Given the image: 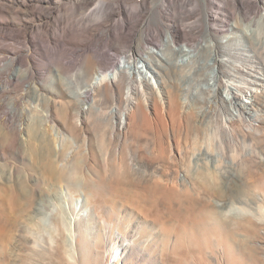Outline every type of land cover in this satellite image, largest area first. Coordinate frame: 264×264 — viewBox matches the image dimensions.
Masks as SVG:
<instances>
[{
    "label": "rangeland",
    "instance_id": "1",
    "mask_svg": "<svg viewBox=\"0 0 264 264\" xmlns=\"http://www.w3.org/2000/svg\"><path fill=\"white\" fill-rule=\"evenodd\" d=\"M36 1L0 0V264H264V89L254 95L258 113L240 114L221 89L219 62L230 56L264 74V0L238 8L227 0L242 26L220 32L210 0L181 22L161 0L142 13L143 0H100L137 15L114 52L86 51L82 28L56 26L54 45L27 33L44 21ZM122 58L139 63L132 82L152 67L148 84L160 92L145 102L119 71ZM99 70L117 80L92 90ZM123 161L142 179L128 181ZM124 234L131 250L113 258L112 241Z\"/></svg>",
    "mask_w": 264,
    "mask_h": 264
},
{
    "label": "bare ground",
    "instance_id": "2",
    "mask_svg": "<svg viewBox=\"0 0 264 264\" xmlns=\"http://www.w3.org/2000/svg\"><path fill=\"white\" fill-rule=\"evenodd\" d=\"M239 1L240 0H229L228 2L229 3L231 2L233 4L234 8H238L239 7ZM146 2H149V1L143 0L141 3L137 4V7L139 8L138 9L139 13L143 12V8H145V6L147 4ZM253 2H255V1H253ZM117 3L110 5L109 3H101L100 0H41V1H36V2H30L29 3L30 6H37L38 8L39 7L41 8V11H40L41 13L39 12V15L41 17V21L42 20H44V21H42V23H40V25L36 26V27H34L30 24H27L24 27L26 29V32L29 34L30 33H32V34L37 33L38 34L39 32H44L45 33V41L48 44H53V42H54V37L56 36V35L54 36V29L56 26H57V28L62 29L64 34H66L67 31H69L70 29L75 30L78 28L80 30L82 28L84 30H87V33H88V38L86 39L85 45L83 46L86 51H90V52L94 51L95 49H99L101 45H104L105 50L113 51L112 49L115 47L116 43L118 41H120V39L126 38V36H128L127 34L131 30V28H132L131 26L133 24V20H132L133 14L136 15V13H133V8L129 9L125 5L117 4ZM161 4H162L161 6H163L164 11L169 15H173L174 16L173 18L176 21H180L178 19L186 21V20L193 18L195 16V11H196V6L198 4V0H161ZM210 4L213 8H215L217 10L212 16H210L213 21H216V23H215L216 25H214V27L212 28L213 30H215L216 32L227 31V30L228 31H234L235 29H238L242 26V23L238 24L237 22L232 23L230 21V16H232L233 14L226 9L227 8V0H210ZM252 4H254V3H252ZM65 6L66 7L71 6L73 8V11L71 12V14L73 16L70 17L68 15H61ZM249 6H250V4H249ZM250 8L251 7H249V9ZM68 9L71 10V8H68ZM68 9H67V11H68ZM146 9H148V8H146ZM242 10H243L242 13H244V18H247L249 15H251V13L253 11L252 9H251V11L248 10V8L245 6V4L244 5L242 4ZM28 11H30V10H28ZM26 13H28V12H26ZM145 13H147V12H145ZM254 13L257 15L259 14L256 11ZM57 14L60 15V18H57L58 21L57 20L54 21L57 23H54L52 21V19H54V16ZM115 15L118 16L117 17L118 20L114 19ZM261 15H262V17L260 19H263L264 18V12ZM137 21H138V19H137ZM180 27H181V25H180ZM132 29H134V28H132ZM132 32H134V30ZM58 35H59V33H58ZM69 35H72V34H69ZM74 35H75V33H74ZM74 35H72V36H74ZM65 36H64V38H65ZM32 37H33V35H32ZM64 38H60V40H58V41L64 42ZM67 38H69V37H67ZM33 40H35V39H33ZM82 40H84V39H82ZM172 40H173V38H172ZM59 42H57V43H59ZM27 43H28V41H27ZM40 43H42V42H40ZM127 43H128V41H127ZM59 45H60V43H59ZM62 45H63V43H62ZM117 46H118V44H117ZM131 47H132V45H131ZM95 53L97 54V51ZM91 58H92V56H91ZM99 58H101V57L99 56ZM146 59L149 60L148 57H145V60ZM94 60H97V58L95 59V57H94ZM116 60L117 59H115V61H114V57H113L112 61L111 62L109 61V64H108L109 68L116 66ZM123 60H124L123 58H122V60H120V65L118 67L119 71L122 74L125 73L127 75V79L129 80L130 83H132V85L134 84L137 87L138 92L141 94L142 99L145 102L148 101L146 99L149 98L148 95L150 96L152 92H154V91L157 93L160 92L159 84L156 85V84H153L150 82L148 84V80H149L147 78L148 74L152 75V73H155V70L152 67L150 68V66L146 65L147 68L149 67V69H151L152 73L150 71L145 73L143 70V74H139L140 75L139 78L137 80H135V82H132L131 70H132V68L133 69L135 68V70H137V72H138V68H140V67H138L139 63L134 65L132 63V61L129 59L126 61L125 60L123 61ZM219 62L221 63V66L223 68V70H222L223 71L222 72L223 77L222 78L226 80V81L222 82L221 89H223V88L226 89V91L228 92V95L232 99V102H233L232 104H234L235 109L238 110V112L240 114H247V115L253 114L252 110H253V112L258 113L254 108V95H255V93L259 92L260 89H264V74L253 73V72H251L252 69L251 70L247 69L248 68L247 66H242V65L232 63L233 61H232V58H230V56L228 59L221 58L219 60ZM142 68H143V66H142ZM228 68H231L232 71H229ZM140 71H142V70H140ZM96 74L97 75L93 77L91 85H90V88L92 90L98 86H101L104 82H108V83L116 82L117 77H118L117 76L118 74H115L113 76H110V74H106L105 70H99L98 73H96ZM242 76L249 77V78H251V80H249L247 82H242V79H241ZM231 81H232V83H231ZM237 83H240L242 85L244 84V87L239 86V85H237V86L234 85L235 86V88H234L232 85L237 84ZM145 84H147V85H145ZM170 93L171 92H169V94ZM87 94H89V91L87 92ZM172 97L174 99L173 95H172ZM242 97H245V98H248L249 100H251V102H250L251 106H247V105L243 104L242 103ZM178 98H180V96L177 97V99ZM170 99H172V98H170ZM182 104L185 105V101ZM172 107L173 106H171V110H172ZM176 107H178V106H176ZM179 109L180 108H178V110ZM171 110H170V112H171ZM176 110H177V108H176ZM180 112H181V110H180ZM186 112H188V111H186ZM122 165L124 167L125 174L127 175L128 181L134 182L135 180L142 179L139 176V170H137L132 164H130V163L128 164L127 161H123ZM48 170H49V173L51 175H53V177L59 176V177L63 178V176L58 172V170L55 166V163L50 162L48 164ZM144 182H145V180H144ZM146 184H147V182H146ZM202 185L208 190L211 189V185L207 182L202 183ZM184 188H186V186H184ZM186 189H188V187ZM66 197L68 199H70L68 196H66ZM81 214L84 216V212H81ZM88 214H90V213H88ZM71 225H73V224H71ZM81 225L78 224L75 227L81 228ZM83 225L87 230L89 229L93 232V227L89 224V222H84ZM42 228H45V227H42ZM71 228H72V226H71ZM129 229H131V227H129ZM71 231H73V229ZM132 231H134V228H132L130 231H128V234L130 232L132 233ZM0 233L1 234L4 233L3 236L6 234L5 229L3 227L0 228ZM0 236H2V235H0ZM126 236H127L126 234L123 235V238L125 240L124 242L121 239L122 238L121 235L120 236L117 235L114 237V239L112 241L113 247L111 249V251H113V253H112L113 258H117L120 255L127 254L131 250L132 244L129 243L130 241L126 238ZM72 237H74L73 234L70 235V238H72Z\"/></svg>",
    "mask_w": 264,
    "mask_h": 264
}]
</instances>
